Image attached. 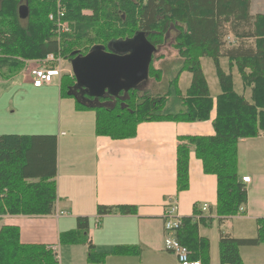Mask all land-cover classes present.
Segmentation results:
<instances>
[{"label": "trees", "instance_id": "1", "mask_svg": "<svg viewBox=\"0 0 264 264\" xmlns=\"http://www.w3.org/2000/svg\"><path fill=\"white\" fill-rule=\"evenodd\" d=\"M251 7V0H0V81L19 76L27 61L45 60L53 54L72 64L95 49L110 53L111 45L139 35L156 49L155 55L174 30L180 68L165 94L151 96L133 88L99 98L93 107L79 98L76 109L95 112L97 136L126 140L137 136L142 123L207 122L215 108V134L182 136L177 151L178 193L190 188L192 152L202 162L204 173L217 178L214 212L196 206L192 217H181L175 233L191 252V260L201 264L211 263V244L200 235V227L210 228L213 215L236 217L248 203L247 187L239 175L240 141L264 136V14L253 15ZM59 20L68 25V32H58ZM154 55L147 80L162 82L164 71L154 66ZM205 57L216 65L221 89L216 100L201 66ZM222 57L237 66L244 85L252 88L251 100L235 91L232 74L220 66ZM185 71L192 75V83L184 94L179 78ZM79 92L74 73H64L61 98H76ZM56 175V136H0V264H60L53 247L23 244L18 227L1 225L6 215H52L57 202ZM31 179L39 181L28 182ZM116 212L135 215L137 207L98 208L100 217ZM77 223V230L60 235V243L88 245V264H106L108 256L141 255L140 247L130 245L115 247L111 254L100 253L88 236L90 220L79 218ZM261 245L264 218L257 220L255 239L221 234L219 262L244 264L241 249Z\"/></svg>", "mask_w": 264, "mask_h": 264}, {"label": "crops", "instance_id": "2", "mask_svg": "<svg viewBox=\"0 0 264 264\" xmlns=\"http://www.w3.org/2000/svg\"><path fill=\"white\" fill-rule=\"evenodd\" d=\"M20 76L11 80L15 83L14 90L26 89L28 94V88L41 92L45 88H53L57 82L60 86L63 75L55 79L51 87L42 88L33 87L30 76L25 74L22 82H18ZM4 97H0V102ZM59 98L62 99L60 93ZM215 118L214 108L207 122H145L138 126L135 138L126 140L97 136L95 118L92 119V127L88 125L85 130L80 129L81 135L77 134L79 126L73 136L62 132V126L45 134L4 132L0 136L57 137V175L53 179L57 184V202L52 215H6L2 217L1 225L18 227L23 244L53 247L60 264H88V245L60 243L62 233L77 230L79 218L90 220L88 236L98 252L111 254L115 247L126 245L141 249L139 256H108L106 264H180L176 256L165 251L164 247V215L168 205L175 203L178 215L184 218L192 217L194 208H202L205 204L214 212L217 202V178L204 173L202 162L194 152L190 157V188L178 193L180 137L214 135ZM85 121L91 122L82 120L80 124ZM239 175L242 179L250 178V183L246 184L248 203L244 211L230 218L213 215L214 222L210 228L200 227V235L209 239L211 244V262L221 234L236 239L257 237V220L264 218V136L240 141ZM121 205L135 206L137 213L98 215L99 206ZM241 256L244 264H264V246L243 247Z\"/></svg>", "mask_w": 264, "mask_h": 264}, {"label": "rangeland", "instance_id": "3", "mask_svg": "<svg viewBox=\"0 0 264 264\" xmlns=\"http://www.w3.org/2000/svg\"><path fill=\"white\" fill-rule=\"evenodd\" d=\"M251 3V13L253 15L264 14V0H251ZM174 38L175 32L172 30L166 36L165 43L154 55V66L164 71L162 82H157L154 79L142 81L136 87L141 93L147 92L151 96L166 93L169 81L174 78L180 68V58L173 47ZM228 41L231 42L232 39ZM43 62L44 60L27 61L26 68L20 74L21 76L19 75L18 82H22L23 74L31 78V72L35 68L42 66ZM60 63L64 71L61 74L56 72L55 78L57 80L64 73L73 74L71 63L62 59ZM60 63L57 61L52 63V66H49L51 69L56 68ZM201 66L208 82L212 98L218 97L221 94V89L215 62L211 58L205 57L201 59ZM220 66L224 72L232 74L235 91L239 95H244L247 100H251L252 88L244 85L237 66L235 64L231 65L230 60L225 57L220 59ZM67 69L68 71L65 72ZM191 83L192 75L190 72H183L179 78V88L184 94L191 86ZM14 84L11 80L0 81V97L5 96L0 102V134H5L4 132L30 135L45 134L55 132L59 126H62L60 129L62 132H65L68 136H73L78 126L79 130L77 134L79 135H81V132H79L81 128L85 130V126L89 125L92 127V119L95 118V112L93 110H77L76 102L77 99L79 100L77 97H63L60 100L58 82L53 85V88H45L41 92H34L28 88V94L26 93V89L25 91L14 90ZM21 86H24V84L21 83ZM8 105L10 106L9 109L7 108ZM82 120L91 122L85 121L81 125ZM218 254L217 247L214 250L213 260L210 264H220Z\"/></svg>", "mask_w": 264, "mask_h": 264}, {"label": "water", "instance_id": "4", "mask_svg": "<svg viewBox=\"0 0 264 264\" xmlns=\"http://www.w3.org/2000/svg\"><path fill=\"white\" fill-rule=\"evenodd\" d=\"M111 49L110 53L95 49L72 63L78 88L97 100L108 94L117 96L123 90L127 92L147 80L156 50L140 35L125 43H115ZM82 102L93 107V103L87 100L82 99Z\"/></svg>", "mask_w": 264, "mask_h": 264}, {"label": "built area", "instance_id": "5", "mask_svg": "<svg viewBox=\"0 0 264 264\" xmlns=\"http://www.w3.org/2000/svg\"><path fill=\"white\" fill-rule=\"evenodd\" d=\"M68 30V25L66 23H62L61 20H59L58 32L61 34L68 32ZM57 61L60 63L61 58L51 54L44 60L42 66L35 68L31 72V81L34 87L42 88L44 86H50L54 84L56 72L61 74L63 70L61 69V63L56 68L52 69L49 65H52V63ZM243 181L245 183H250V178L245 177L243 178ZM209 209L210 206L208 204L202 206L203 212H208ZM181 223L182 221L181 217L178 215L177 205L175 203H171L168 205L164 215L165 251L175 255L180 264H201L200 261L191 260V252L186 247H184L175 236V233L180 228Z\"/></svg>", "mask_w": 264, "mask_h": 264}, {"label": "flooded vegetation", "instance_id": "6", "mask_svg": "<svg viewBox=\"0 0 264 264\" xmlns=\"http://www.w3.org/2000/svg\"><path fill=\"white\" fill-rule=\"evenodd\" d=\"M79 90H80V92L78 93L79 94V98L82 100V99H84V100H87L89 103H93V104H96L97 103V99L95 98V97H91L89 94H87L86 92H85V90L84 89H81V88H78ZM85 98H84V97ZM104 96H110V95H104ZM103 96V97H104Z\"/></svg>", "mask_w": 264, "mask_h": 264}]
</instances>
